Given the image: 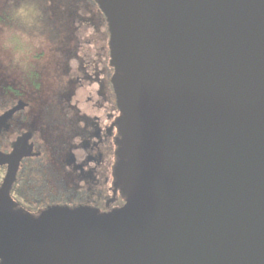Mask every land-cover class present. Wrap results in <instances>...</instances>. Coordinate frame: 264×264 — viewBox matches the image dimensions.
I'll return each instance as SVG.
<instances>
[{
	"label": "water",
	"instance_id": "obj_1",
	"mask_svg": "<svg viewBox=\"0 0 264 264\" xmlns=\"http://www.w3.org/2000/svg\"><path fill=\"white\" fill-rule=\"evenodd\" d=\"M99 4L127 201L36 217L11 197L30 153L0 151L1 264H264V0Z\"/></svg>",
	"mask_w": 264,
	"mask_h": 264
},
{
	"label": "flooded vegetation",
	"instance_id": "obj_2",
	"mask_svg": "<svg viewBox=\"0 0 264 264\" xmlns=\"http://www.w3.org/2000/svg\"><path fill=\"white\" fill-rule=\"evenodd\" d=\"M9 6L4 0L0 17ZM38 6L36 24L4 21L36 38V53L0 62V117L13 110L0 128V151L30 153L11 197L36 217L52 205L111 211L127 196L125 175L117 172L122 111L107 17L99 0H38ZM1 166L6 173L8 164Z\"/></svg>",
	"mask_w": 264,
	"mask_h": 264
},
{
	"label": "rangeland",
	"instance_id": "obj_3",
	"mask_svg": "<svg viewBox=\"0 0 264 264\" xmlns=\"http://www.w3.org/2000/svg\"><path fill=\"white\" fill-rule=\"evenodd\" d=\"M3 3L4 0H0V11ZM33 53H36L35 36L25 35L22 32V29L13 25H0V62L2 65L7 61L12 60L14 58L12 55H16L20 58V55L18 54ZM19 75L20 74L18 73V76Z\"/></svg>",
	"mask_w": 264,
	"mask_h": 264
},
{
	"label": "clouds",
	"instance_id": "obj_4",
	"mask_svg": "<svg viewBox=\"0 0 264 264\" xmlns=\"http://www.w3.org/2000/svg\"><path fill=\"white\" fill-rule=\"evenodd\" d=\"M9 8L3 17H0V25L4 26L5 20L15 24H36L42 16L38 6V0H9Z\"/></svg>",
	"mask_w": 264,
	"mask_h": 264
},
{
	"label": "trees",
	"instance_id": "obj_5",
	"mask_svg": "<svg viewBox=\"0 0 264 264\" xmlns=\"http://www.w3.org/2000/svg\"><path fill=\"white\" fill-rule=\"evenodd\" d=\"M4 175H5V168L0 165V183H1ZM18 188H19L18 181H15V183L13 184V187H12V191L17 190ZM19 191H20V188L17 190V192H19Z\"/></svg>",
	"mask_w": 264,
	"mask_h": 264
}]
</instances>
